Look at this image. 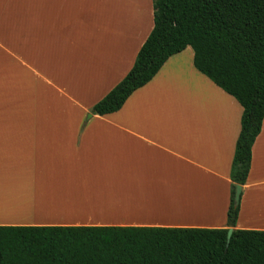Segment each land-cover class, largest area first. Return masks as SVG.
<instances>
[{
  "label": "crops",
  "instance_id": "obj_1",
  "mask_svg": "<svg viewBox=\"0 0 264 264\" xmlns=\"http://www.w3.org/2000/svg\"><path fill=\"white\" fill-rule=\"evenodd\" d=\"M125 4L0 0V227L227 228L243 108L191 47L91 114L154 27ZM236 229L264 231V120Z\"/></svg>",
  "mask_w": 264,
  "mask_h": 264
},
{
  "label": "trees",
  "instance_id": "obj_2",
  "mask_svg": "<svg viewBox=\"0 0 264 264\" xmlns=\"http://www.w3.org/2000/svg\"><path fill=\"white\" fill-rule=\"evenodd\" d=\"M152 3L154 27L133 67L91 114L119 111L170 57L191 47L195 68L243 108L227 228L0 227V264H264V231L236 229L234 202L264 120V0Z\"/></svg>",
  "mask_w": 264,
  "mask_h": 264
},
{
  "label": "rangeland",
  "instance_id": "obj_3",
  "mask_svg": "<svg viewBox=\"0 0 264 264\" xmlns=\"http://www.w3.org/2000/svg\"><path fill=\"white\" fill-rule=\"evenodd\" d=\"M143 1H139V0H126V7L125 10L127 11V13H129L128 11H130L128 8L132 9V12L138 13L140 12L142 14V16H144L146 19L148 18L149 23L153 24V13H154V9H153V3L150 0V4H151V10L150 7H147V5H145V3Z\"/></svg>",
  "mask_w": 264,
  "mask_h": 264
},
{
  "label": "water",
  "instance_id": "obj_4",
  "mask_svg": "<svg viewBox=\"0 0 264 264\" xmlns=\"http://www.w3.org/2000/svg\"><path fill=\"white\" fill-rule=\"evenodd\" d=\"M241 194H242V186L237 185L235 197H234L235 206H238L240 204ZM232 233H233V229H229L228 235H227L228 243L231 239Z\"/></svg>",
  "mask_w": 264,
  "mask_h": 264
}]
</instances>
